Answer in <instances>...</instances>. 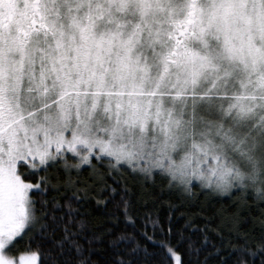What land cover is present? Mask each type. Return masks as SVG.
Instances as JSON below:
<instances>
[{"label": "snow or ice", "instance_id": "1", "mask_svg": "<svg viewBox=\"0 0 264 264\" xmlns=\"http://www.w3.org/2000/svg\"><path fill=\"white\" fill-rule=\"evenodd\" d=\"M0 264H264V0H0Z\"/></svg>", "mask_w": 264, "mask_h": 264}, {"label": "trees", "instance_id": "2", "mask_svg": "<svg viewBox=\"0 0 264 264\" xmlns=\"http://www.w3.org/2000/svg\"><path fill=\"white\" fill-rule=\"evenodd\" d=\"M216 207H217V208H219V207H220V205H217Z\"/></svg>", "mask_w": 264, "mask_h": 264}]
</instances>
